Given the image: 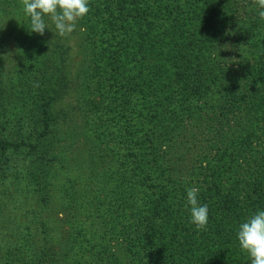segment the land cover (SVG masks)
<instances>
[{
    "label": "trees",
    "instance_id": "obj_1",
    "mask_svg": "<svg viewBox=\"0 0 264 264\" xmlns=\"http://www.w3.org/2000/svg\"><path fill=\"white\" fill-rule=\"evenodd\" d=\"M134 1L138 0H131L128 7ZM208 4L209 10L194 9L196 17L190 21L211 24L200 29L198 40L210 52L203 58H209L217 71L209 78L192 74L189 67L198 58L197 54L191 58L190 52L204 48L192 44L176 48L167 76L161 53L155 56L139 35L137 9L126 11L123 0L89 3L88 14L103 12L114 38V30L121 32L123 39L109 45L115 43L112 47L128 55L144 43L142 69L132 72L129 67L120 74V85H109L126 103L112 117L118 178L111 193L109 227L115 246L127 247L129 264H250L237 231L249 216L264 210V20L252 0ZM154 12L151 36L161 24L159 11ZM126 37L128 44H122ZM226 44L231 50H223ZM152 57L155 65L147 71V59ZM63 94L54 89L43 95L38 138L48 135L49 109ZM37 149L31 142L0 139L4 154H33ZM189 187L199 188V203L208 205L206 230H197L190 222ZM101 239L91 264H112L117 254Z\"/></svg>",
    "mask_w": 264,
    "mask_h": 264
},
{
    "label": "rangeland",
    "instance_id": "obj_2",
    "mask_svg": "<svg viewBox=\"0 0 264 264\" xmlns=\"http://www.w3.org/2000/svg\"><path fill=\"white\" fill-rule=\"evenodd\" d=\"M123 3L126 11L140 12L135 24L139 35L155 56L161 53L167 76L176 48H204L198 40L211 24L194 25L190 19L196 17L194 9L209 10L208 0H138L133 7H128L131 0ZM154 10L161 24L151 36ZM103 14L93 10L67 37L55 35L46 18L48 29L41 36L30 32L20 0H0V139L38 147L33 154L0 152V264H91L101 237V244L118 255L112 264H129L127 247L115 246L109 227L118 178L112 117L118 106H126L109 85H120V74L129 67L132 72L142 69L144 43L128 55L112 47L115 43L109 45L123 37L119 30L113 37ZM128 42L126 37L122 44ZM196 50L190 52L191 58L198 55L189 66L192 74L215 75L210 59L203 58L210 52ZM147 65L149 71L154 57ZM54 89L64 94L49 109L48 135L38 138L42 98Z\"/></svg>",
    "mask_w": 264,
    "mask_h": 264
},
{
    "label": "clouds",
    "instance_id": "obj_3",
    "mask_svg": "<svg viewBox=\"0 0 264 264\" xmlns=\"http://www.w3.org/2000/svg\"><path fill=\"white\" fill-rule=\"evenodd\" d=\"M20 2L30 22V32L41 36L48 29L46 18L54 25L55 35L67 37L76 30L78 21L90 11V0H20ZM252 3L258 7L259 18L264 20V0H252ZM231 48V45L226 44L223 50L228 51ZM186 192V208L190 212V222L197 230H206L209 222L208 205L199 203V188L189 187ZM237 239L241 250L247 253L250 264H264V210L254 213L239 225Z\"/></svg>",
    "mask_w": 264,
    "mask_h": 264
}]
</instances>
